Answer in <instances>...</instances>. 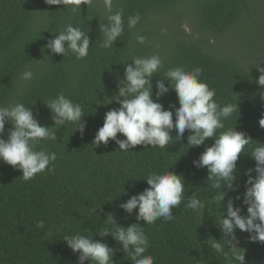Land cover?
Segmentation results:
<instances>
[{"label": "trees", "instance_id": "16d2710c", "mask_svg": "<svg viewBox=\"0 0 264 264\" xmlns=\"http://www.w3.org/2000/svg\"><path fill=\"white\" fill-rule=\"evenodd\" d=\"M262 3L264 0H114L113 11L123 9L125 27L115 45L105 49L99 46L103 40L99 27L107 16L102 0L88 8L81 5L75 13L63 9V5H48L45 0H0V105L22 102L42 124L51 126L50 110L43 101L63 92L82 105L86 124L83 135L75 130L76 124L67 123L57 129L56 141L40 142L38 148L57 153L53 171L46 170L25 181L21 170L0 160V264H78L79 254L63 240L77 232L103 239L114 248L116 264H134L111 235L101 238L97 232L111 228L105 221L109 213L125 227L136 222L137 210L129 215L120 204L148 187L144 178L148 174L167 169L183 175L185 198L173 209V220L160 218L144 225L150 241L146 254L153 255L154 264H226L222 256L201 245L208 236L219 239L222 235L215 224V214L219 213L213 205L215 190L210 188L211 181H206L207 168L193 164L213 139L189 147L186 130L181 140L169 143L166 149L137 145L127 152L111 139L99 146L92 141L105 113L119 107L115 101L102 103L118 91L117 81L123 78L125 69L121 62L132 63L129 59L133 56L158 53L163 60L162 75L176 66L189 70L198 67L202 69L201 79L216 89L218 103L238 101L239 110L225 121V129L235 126L250 136L253 141L248 151L258 142L264 143V128L259 126L264 99L254 75L238 61L217 54L210 42L211 36L228 42L227 34L233 33L230 40L240 47L248 44L242 38L255 32V19L241 24L239 20L243 15L251 18L260 14ZM135 13L142 19L129 29L127 18ZM68 23L86 30L90 38L89 54L83 59H76L71 52L54 54L45 47L56 35L53 32ZM183 23L192 28L191 33L184 30ZM137 34L147 37L145 44L136 42ZM244 50L247 52L246 46ZM26 70L33 71L31 80L21 78ZM161 74L152 77L154 100L155 83L163 79ZM158 102L165 108L174 106L175 118L179 101L171 87ZM10 127L6 122L5 131ZM171 134L175 138L176 130ZM254 165L250 154H240L235 188L222 202L232 198L244 215V173ZM193 192L207 205L203 213L185 207ZM237 194L241 199H235ZM40 220L44 221L43 228L37 226ZM139 223L144 224L143 220ZM236 235L238 246L245 249L246 264H264V243L251 241L249 233L239 229Z\"/></svg>", "mask_w": 264, "mask_h": 264}, {"label": "clouds", "instance_id": "9594fccd", "mask_svg": "<svg viewBox=\"0 0 264 264\" xmlns=\"http://www.w3.org/2000/svg\"><path fill=\"white\" fill-rule=\"evenodd\" d=\"M45 2L48 5H63V9H70L75 13L81 10V5L88 8L97 0ZM102 4L107 16L106 22L99 27L103 34L99 46L109 49L124 32V12L123 9L113 11L114 0H102ZM141 19L139 13L130 15L127 18V27L135 28ZM53 33L56 35L45 45L51 53L64 56L71 52L78 60L88 56L90 38L86 30L68 23L62 30ZM146 41V36L136 35L138 44H145ZM129 60L132 63H127L128 60L121 62L125 64V69L123 78L117 81L118 91L102 103L107 105L115 101L119 107L105 113L103 125L97 130L92 143L96 146L106 145L111 139L121 151L127 152L137 145L166 149L169 143L181 140L186 130L189 131V147L200 146L206 139H213L214 142L205 147L193 164L197 168H207L206 181H211L210 188L215 190L213 205L219 213L215 214V224L222 235L219 239L208 236L201 245L206 244L213 253L222 256L226 264H246L245 249L238 246L236 231L239 229L248 232L251 241L264 243V143L258 142L248 151L247 146L253 141L250 136L244 131L236 130L235 126L225 129V121L239 110L238 101L218 103L215 99L216 89L210 88L208 83L201 79L202 69L195 67L189 70L184 66H176L167 69L162 75L160 70L163 68V60L158 53L133 56ZM261 61L264 60H257L255 64L248 65V70L250 66L258 70L260 74L256 82L264 87V64ZM157 73L161 74L163 79L155 83L154 100L152 77ZM33 76L32 70L21 73L24 80H31ZM169 87L175 91L179 101V106H175V118L174 106L165 108L158 102L159 97L169 91ZM261 97L264 98V92ZM43 102L50 110L53 121L51 126L42 124L31 108L22 102L0 105V160L21 170L25 181L38 173L54 170L57 153L43 147L38 148L41 141H56L57 129L67 123L76 124L75 130H79L81 135L86 127L82 105L63 92ZM6 122L11 124L7 132ZM259 126L264 128V115L259 119ZM173 129L176 130L175 138L171 134ZM218 130L223 131L217 134ZM118 133L124 138H119ZM241 153L250 154L255 161L254 168H249L244 173L247 180L242 204L247 206V215L242 214L241 206L235 205L232 198L222 203L228 192L235 188L237 161ZM253 172L255 175H252ZM144 178L148 187L120 204V208L129 215L134 209L137 210L136 222L125 227L117 223L113 214L109 213L105 221L111 228L97 232L101 238L111 235L122 246L121 251L130 256L134 264H154L153 255L146 254L150 241L144 225H152L160 218L164 221L173 220V209L178 208L185 198L186 185L182 174L167 169L163 172H152ZM235 199L239 200L241 196L237 194ZM206 206L205 201L195 192L190 195L185 205L196 213H203ZM141 220L143 225L139 223ZM37 226L43 228L44 221L40 220ZM63 240L74 253L79 254L78 264H84L85 261L116 264L113 260L114 248L109 247L103 239L96 240L91 234L77 232L66 235Z\"/></svg>", "mask_w": 264, "mask_h": 264}, {"label": "rangeland", "instance_id": "374dc122", "mask_svg": "<svg viewBox=\"0 0 264 264\" xmlns=\"http://www.w3.org/2000/svg\"><path fill=\"white\" fill-rule=\"evenodd\" d=\"M253 18L255 19V32L250 31L245 37L243 35L242 40L247 41L248 44H242V47L236 41L230 40V37L231 39L234 38L233 33L227 34L230 40L228 42L224 41L222 37H210V42L213 44L212 49L217 54L238 61L246 69H248V65L255 64L257 60H264V3H262V12L260 14H254L251 18L243 15L239 20V24L246 19L248 22H252ZM182 27L187 33L192 32V28L187 24L183 23ZM257 27L259 28L257 29ZM215 42L216 44H214ZM244 46L247 47V52L244 50ZM261 63L264 64V61H261ZM250 72L254 75L255 81H257L260 74L258 70L254 66H250ZM256 85L261 96V93L264 92V87L258 85L257 82Z\"/></svg>", "mask_w": 264, "mask_h": 264}]
</instances>
